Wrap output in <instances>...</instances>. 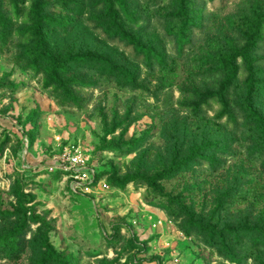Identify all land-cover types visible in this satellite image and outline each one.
Segmentation results:
<instances>
[{"label":"rangeland","instance_id":"obj_1","mask_svg":"<svg viewBox=\"0 0 264 264\" xmlns=\"http://www.w3.org/2000/svg\"><path fill=\"white\" fill-rule=\"evenodd\" d=\"M76 150L98 172L78 193ZM262 214L264 0H0V264H43L45 237L60 264H258L246 234L239 263L205 236Z\"/></svg>","mask_w":264,"mask_h":264},{"label":"trees","instance_id":"obj_2","mask_svg":"<svg viewBox=\"0 0 264 264\" xmlns=\"http://www.w3.org/2000/svg\"><path fill=\"white\" fill-rule=\"evenodd\" d=\"M185 10V9H184ZM182 12V11H181ZM186 13H183L182 15H185ZM187 25H188V21L186 22V24H184L181 28L178 29L177 31V38H178V44H180V42L182 41L184 43V39L186 38V30H187ZM114 39H117L119 41H122L124 39V34L121 35H117L115 36ZM137 50L140 53V55L142 57H149V54L151 53V51L149 49L145 50L142 49V46H136ZM48 59L52 60V56H47ZM71 61L77 62L78 63H73L74 65H90L92 63V61L90 59H87V57L84 58H76V59H71ZM159 61V60H158ZM160 62V61H159ZM160 64H162V62H160ZM96 66H98L101 71L105 72L108 71L109 75L114 76L116 79L121 80L125 83H131L133 82L134 76L133 73L131 72V70L129 68H126L124 66H115L113 64H110L108 62H106V60H100L98 62H96ZM66 67V63H58V65L56 66V68L53 70V72L55 71H63L64 68ZM218 67H220L225 76L227 77V79L233 80L236 78V76L234 75L235 73V67L233 65V62L230 58H226V59H220L218 60ZM252 74H249L248 76V84H247V89H248V98H249V103L247 105V109L250 112V118H252V115H254V107L251 104V98H252V94L254 92V80H252L251 78ZM235 77V78H234ZM223 109H224V113L221 114V118H223L224 116H228L227 113H225L226 109H227V105L225 103H222ZM262 127V126H260ZM263 135V132L260 133V136ZM214 146L217 149H222V145H220V142L218 141V144L213 143ZM206 148V147H205ZM100 177V176H99ZM184 206H181V208H183ZM260 220L256 218H253L251 220H247V225H240V229L244 228L243 230H235L232 232L233 234V238L235 240H230L229 239V235H226L225 233L220 232V234H218V236L214 233V232H208L205 236V239L207 241V243L209 245H211L212 247H214L215 249H217V251L220 253V255L224 258L227 259H231L233 262H237L239 263L240 260L242 258H240L236 248L239 245V242L241 239H239V236L241 234H246L245 237L248 238L249 243H251L254 247L255 250H264V214L261 215ZM262 221V226H259L258 222ZM35 223H39L40 227H42L41 229H43L44 227L48 226L49 224L46 223V221L44 219H42L41 217L38 216L37 220H34ZM241 223H243V220L241 221ZM192 225H194L193 229H195V231H197V233H203L204 227L201 226V224L199 222L194 223L191 222ZM49 227V226H48ZM41 249L44 250L43 251V264H60L61 262V255L57 253V251L51 246V244L49 243V238L45 237L41 243ZM258 264H264V256L262 258H259L258 260Z\"/></svg>","mask_w":264,"mask_h":264},{"label":"built area","instance_id":"obj_3","mask_svg":"<svg viewBox=\"0 0 264 264\" xmlns=\"http://www.w3.org/2000/svg\"><path fill=\"white\" fill-rule=\"evenodd\" d=\"M90 158L81 151H68L64 156L59 171L73 178V191L78 193L82 188L90 190L98 180V172L90 165ZM106 187V185H105Z\"/></svg>","mask_w":264,"mask_h":264}]
</instances>
